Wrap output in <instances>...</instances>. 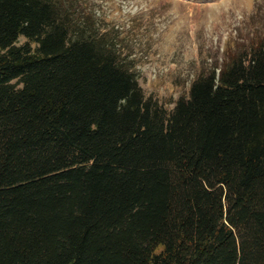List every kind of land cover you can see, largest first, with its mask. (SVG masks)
Instances as JSON below:
<instances>
[{"label": "trees", "instance_id": "16d2710c", "mask_svg": "<svg viewBox=\"0 0 264 264\" xmlns=\"http://www.w3.org/2000/svg\"><path fill=\"white\" fill-rule=\"evenodd\" d=\"M256 51L168 110L76 0H0V264H264Z\"/></svg>", "mask_w": 264, "mask_h": 264}, {"label": "rangeland", "instance_id": "374dc122", "mask_svg": "<svg viewBox=\"0 0 264 264\" xmlns=\"http://www.w3.org/2000/svg\"><path fill=\"white\" fill-rule=\"evenodd\" d=\"M116 44L147 98L173 110L195 80L264 44V0H76ZM26 42L21 38L19 45Z\"/></svg>", "mask_w": 264, "mask_h": 264}]
</instances>
